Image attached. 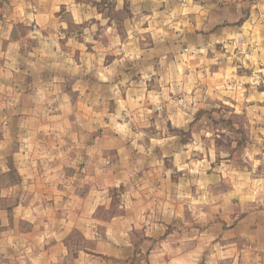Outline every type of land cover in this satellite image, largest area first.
I'll use <instances>...</instances> for the list:
<instances>
[{"label":"crops","instance_id":"obj_1","mask_svg":"<svg viewBox=\"0 0 264 264\" xmlns=\"http://www.w3.org/2000/svg\"><path fill=\"white\" fill-rule=\"evenodd\" d=\"M68 2L19 5L12 23H0V264H65L74 230L83 234V264H136L137 244L149 264H264V211L245 209L234 222L225 183L229 191L200 206L193 176H180L184 154L172 159L175 172L165 163L171 140L145 137L150 127L165 129L155 102L162 92L130 83L122 99L113 101L114 84L125 78L115 63L99 68L93 80L86 71L82 76L81 63L77 68L62 59L67 65L60 72L45 59L59 55L57 9ZM202 2L212 27L218 17H241L242 0ZM16 21H35L41 29L16 37ZM40 32L43 39L25 51V41ZM70 65L80 83L84 78L83 89L68 85ZM125 108L149 112L134 122L124 118ZM164 112L171 121L182 110L164 107ZM72 150L79 152L76 159L66 153ZM121 187L127 190L121 212L100 218L110 191ZM184 211L192 217L185 218Z\"/></svg>","mask_w":264,"mask_h":264},{"label":"rangeland","instance_id":"obj_2","mask_svg":"<svg viewBox=\"0 0 264 264\" xmlns=\"http://www.w3.org/2000/svg\"><path fill=\"white\" fill-rule=\"evenodd\" d=\"M46 1L0 0V23H12L19 5L44 8ZM242 1L240 19L218 17L212 27L213 19L203 10L206 3L202 0H70L57 9L59 55L45 58L60 72L67 65L62 59L71 60L76 67L81 63L82 76L86 71L90 79H95L99 68L115 63L125 78L114 84L113 101L122 99L130 83L162 92L155 102L167 121L165 129L159 132L150 127L144 130L145 137L159 135L171 140L164 152L168 156L165 163L175 172L178 166L172 159L184 154L178 160L184 174H175L174 181H179V175L188 180L193 176L194 196L200 206L208 198L221 197L229 191L223 184L229 185L228 213L234 222L245 209L248 213L264 211V1ZM14 25V34L20 38L41 29L35 21H16ZM40 36L43 39L41 32L27 39L25 51L36 47ZM146 55L149 61H145ZM71 65L67 83L72 89L73 85L83 89L84 78L80 83ZM164 107L182 112L169 121ZM147 113L125 108L124 118L138 122ZM180 122L185 125H177ZM66 153L74 159L79 155L75 150ZM208 186L214 191L209 192ZM126 191L124 187L110 191V205L101 210L100 218L108 220L121 212L119 205ZM199 209L197 215L202 218ZM183 213L187 219L192 217L190 212ZM69 244L71 254L65 264H83L79 257L84 244L81 231L72 232ZM138 245L136 264H149Z\"/></svg>","mask_w":264,"mask_h":264},{"label":"built area","instance_id":"obj_3","mask_svg":"<svg viewBox=\"0 0 264 264\" xmlns=\"http://www.w3.org/2000/svg\"><path fill=\"white\" fill-rule=\"evenodd\" d=\"M109 163H110V161H106L104 165L107 166ZM85 164H87V163H85Z\"/></svg>","mask_w":264,"mask_h":264}]
</instances>
